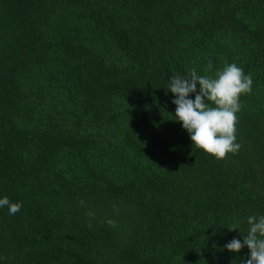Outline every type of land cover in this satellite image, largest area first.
<instances>
[{"label":"trees","instance_id":"obj_1","mask_svg":"<svg viewBox=\"0 0 264 264\" xmlns=\"http://www.w3.org/2000/svg\"><path fill=\"white\" fill-rule=\"evenodd\" d=\"M209 60L253 79L224 159L167 90ZM5 196L0 264H240L228 227L264 215V0H0Z\"/></svg>","mask_w":264,"mask_h":264},{"label":"clouds","instance_id":"obj_2","mask_svg":"<svg viewBox=\"0 0 264 264\" xmlns=\"http://www.w3.org/2000/svg\"><path fill=\"white\" fill-rule=\"evenodd\" d=\"M204 71L206 74L199 75L192 68L184 75H172L167 90L175 97L172 100L176 106L175 120L189 133L193 146L216 159H224L228 153L235 154L241 148L236 142L237 114L242 109L240 97L252 93L253 79L236 63L227 61L213 72L209 60ZM190 94H195V98L191 99ZM4 207L10 215H15L22 204L13 203L5 196L0 198V208ZM86 215L94 217L92 211H87ZM108 223L114 224L111 220ZM247 225V232L240 230L238 222L228 227L229 231L239 229L243 240L233 238L223 247L236 253L247 247L250 255L241 259L240 264H264V215H249ZM88 226L91 227V220Z\"/></svg>","mask_w":264,"mask_h":264}]
</instances>
